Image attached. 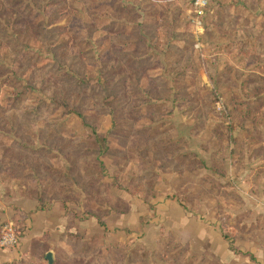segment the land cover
<instances>
[{
	"label": "rangeland",
	"instance_id": "rangeland-1",
	"mask_svg": "<svg viewBox=\"0 0 264 264\" xmlns=\"http://www.w3.org/2000/svg\"><path fill=\"white\" fill-rule=\"evenodd\" d=\"M184 4L0 0L1 208L61 203L75 228L62 242L65 229L45 231L52 243L22 264H47V251L52 264H264L263 190L239 128L264 100L242 103L247 70L225 44L240 5L200 33L184 20L196 38L148 40V8L167 9L171 30ZM148 103L159 115L149 125L160 124L151 134Z\"/></svg>",
	"mask_w": 264,
	"mask_h": 264
},
{
	"label": "crops",
	"instance_id": "crops-1",
	"mask_svg": "<svg viewBox=\"0 0 264 264\" xmlns=\"http://www.w3.org/2000/svg\"><path fill=\"white\" fill-rule=\"evenodd\" d=\"M184 1L187 3L184 5H187L188 7L184 10L181 9L184 11V14H181V17L184 16L185 18L183 17V19L178 15L177 25L171 30L162 26H165L166 22L168 23V21H166L168 17H165V11L168 16L167 9H164V13L160 10L161 16H155L150 13L152 9H155L156 11V9H163V7L168 8L169 5L182 4ZM237 4L240 5V15H242L241 26L239 28H234L233 31L226 32L225 44L229 43L230 48L233 49V53L242 55V58L240 57L242 59L240 70L241 77H243V70H247L245 73L247 74L246 78H248V81L244 83L246 90L243 88V91H247L251 94L250 96H247L241 92V100L243 101L245 98L254 99L255 101L264 100V86L263 89L258 88L259 86L264 85V0H212L210 10L203 19V26L205 25L206 17L208 18L213 12H215V14L217 11L219 12L222 6L227 8L228 11H231L229 16L234 17L232 14L234 13L233 6ZM252 5H254V7H252ZM148 6L152 8L151 10L148 8V40L159 38L160 33L163 34V31L165 38L170 37L171 39H174L176 43H181L183 38L182 35H185V33H190V35L194 36L193 32L186 30L184 24V20L185 23H189L188 19H191L192 17L190 14L189 0H148ZM187 11L189 12V15L186 17L185 15ZM250 21L254 23L255 30L253 28L251 31L247 30L248 27H253L252 24H249ZM182 25L184 26L182 27ZM194 37L196 38V36ZM250 46L254 47L255 52L253 51V54H247L246 52ZM200 47H202V43L198 42L197 45H195V48L200 50ZM149 50L150 49L148 48V51ZM243 54L245 55L243 56ZM253 56H257L255 61L252 59ZM248 65L251 69H248ZM253 67L256 68L252 69ZM242 103L245 104L244 101ZM245 109L249 110L250 108L246 107ZM262 109L263 108H261V110ZM261 110L260 112L257 111L255 113L257 118L255 117L253 121L251 119L254 114L249 116L247 115V111L246 114L243 112L241 115L242 122H240L241 127L239 128L241 129V132L245 133L247 142H250V149L246 153L245 162L250 166L257 165L258 168L255 169L256 171L253 175L257 176V188H262V196L264 197V122L259 121V119L264 118V111ZM231 112L233 114L232 109ZM232 148H235L234 145H232ZM246 166L244 174H246V172L250 173V176L247 178L250 177L251 179L253 170H247L248 168ZM246 187H249V185ZM5 204L9 203L7 202ZM1 205L2 201H0V225L4 222H8L6 219H8V216L12 215L17 223L20 217V222L22 221L24 230L21 231L19 241L14 247H0V264H22L24 261L29 260L32 251L35 249L34 246H42L43 244L52 243L51 239L46 236L45 231L48 229L52 230L51 228H53L56 232L62 231V229H65L67 232H72L75 229L70 225L69 217L61 203L59 204L55 202L50 208L35 211L37 201L24 202L21 200L20 202L13 204L17 206V209H12L10 212H8V210H3L4 208L3 206L1 208ZM175 205L176 203L171 200L166 207L168 210L170 208V211H173L172 213L180 212L179 210L177 211ZM177 207L185 212L179 204H177ZM167 221L168 220L165 219L166 224Z\"/></svg>",
	"mask_w": 264,
	"mask_h": 264
},
{
	"label": "built area",
	"instance_id": "built-area-1",
	"mask_svg": "<svg viewBox=\"0 0 264 264\" xmlns=\"http://www.w3.org/2000/svg\"><path fill=\"white\" fill-rule=\"evenodd\" d=\"M190 12L192 13L191 22L200 33L203 30V19L210 10L212 0H189ZM18 230L12 222H4L0 226V247H12L19 241Z\"/></svg>",
	"mask_w": 264,
	"mask_h": 264
},
{
	"label": "trees",
	"instance_id": "trees-1",
	"mask_svg": "<svg viewBox=\"0 0 264 264\" xmlns=\"http://www.w3.org/2000/svg\"><path fill=\"white\" fill-rule=\"evenodd\" d=\"M182 40H183V39H182ZM151 105H152V104L148 103V111H149V112H148V124L154 122L153 119L159 117V115L156 114V112L154 111V109L150 108ZM149 109H151V110H149ZM150 120H151L152 122H149ZM159 125H160V124H156V125H154V126H150V125H149V126H148V134H151L152 132H154L155 130H157V129L159 128ZM94 137H95V140H96L97 144L99 145L100 151H101V152H104V151L107 149V145H106L107 140H106V138H105V137H100V135L97 134L95 131H94ZM101 152H100V153H101ZM39 209H41V208H39ZM0 226H1V225H0ZM15 226H16V228H17V230H18V234H19V236H20V235H21V231L19 230V228L17 227V225H15ZM70 233H71V232H63V233L60 235V236H61L60 240H63L62 238L69 239V238H67V236H71ZM64 240H65V239H64ZM45 245H46V244H45ZM32 252H33V251H32ZM47 252H48V251H47ZM47 252H46V253H47ZM46 253H45V255H46ZM33 255H34V252L32 253L30 259H32ZM30 259H29V260H30ZM25 262H26V261H25Z\"/></svg>",
	"mask_w": 264,
	"mask_h": 264
},
{
	"label": "water",
	"instance_id": "water-1",
	"mask_svg": "<svg viewBox=\"0 0 264 264\" xmlns=\"http://www.w3.org/2000/svg\"><path fill=\"white\" fill-rule=\"evenodd\" d=\"M45 258H46V260H47V264H52V260H53V258H52V252H51V251H48V252L46 253Z\"/></svg>",
	"mask_w": 264,
	"mask_h": 264
}]
</instances>
